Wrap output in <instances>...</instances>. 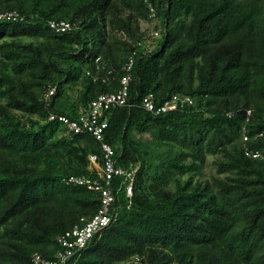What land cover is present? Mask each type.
<instances>
[{"label":"trees","instance_id":"16d2710c","mask_svg":"<svg viewBox=\"0 0 264 264\" xmlns=\"http://www.w3.org/2000/svg\"><path fill=\"white\" fill-rule=\"evenodd\" d=\"M8 13L0 264L53 259L58 238L98 214L101 191L68 179L105 187L89 160L102 165L100 143L48 116L76 119L125 76L104 142L136 169L131 196L123 177L110 181L111 221L69 264H264V0H0ZM149 95L191 103L155 114L141 106Z\"/></svg>","mask_w":264,"mask_h":264},{"label":"built area","instance_id":"2783aa9c","mask_svg":"<svg viewBox=\"0 0 264 264\" xmlns=\"http://www.w3.org/2000/svg\"><path fill=\"white\" fill-rule=\"evenodd\" d=\"M11 13L1 14L0 18H11ZM49 26L55 32H66L71 29V25L65 21H50ZM151 36L156 37L157 33L152 32ZM131 60L126 66V71L129 70ZM129 76L121 79V89L116 93L101 94L93 100L88 106L78 109L76 119L69 120L64 116L50 114L48 120H58L63 123L68 130L74 133L86 132L91 135L97 142L100 143L102 165H98L97 157L90 155V163L95 167L98 174L104 178L105 187L97 183L95 180L80 179L78 177H70L68 182L79 185H87L89 189L99 190L102 194V207L98 214L91 220L85 222L83 225L74 226L73 229L64 236L58 238L60 250L56 253L53 259H46L38 254L32 256L33 264H69L71 258L78 251L82 250L86 243L91 239L94 233L102 227L107 226L111 221L108 213V206L112 202V195L110 189V181L116 177L121 176L128 182L126 192L131 196V186L136 170H125L115 165L113 160V151L109 145L104 142V134L107 128L106 111L111 107H122L127 104V84ZM52 94V91L49 92ZM190 104L191 100L187 97L180 98L172 96L168 101L161 106H156L152 97L145 96L141 101V106L147 112H154L155 114L166 113L178 109L185 104ZM246 140V137H243ZM253 157H258V154H253ZM264 160V156H263Z\"/></svg>","mask_w":264,"mask_h":264},{"label":"rangeland","instance_id":"374dc122","mask_svg":"<svg viewBox=\"0 0 264 264\" xmlns=\"http://www.w3.org/2000/svg\"><path fill=\"white\" fill-rule=\"evenodd\" d=\"M146 27H148V24H142V29H145ZM149 31H150V33H149L150 35H151L152 32H154V31L151 30V28H150ZM150 41H153L154 44L156 43V39L155 40L154 39H150Z\"/></svg>","mask_w":264,"mask_h":264},{"label":"clouds","instance_id":"9594fccd","mask_svg":"<svg viewBox=\"0 0 264 264\" xmlns=\"http://www.w3.org/2000/svg\"><path fill=\"white\" fill-rule=\"evenodd\" d=\"M106 131V130H105ZM104 136H105V134H104ZM106 143V142H105ZM121 168V167H120ZM132 170H136V169H132Z\"/></svg>","mask_w":264,"mask_h":264}]
</instances>
